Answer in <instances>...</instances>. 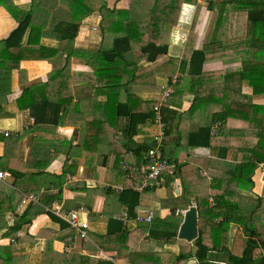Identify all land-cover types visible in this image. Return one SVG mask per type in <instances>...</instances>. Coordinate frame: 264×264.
<instances>
[{"label":"crops","instance_id":"crops-1","mask_svg":"<svg viewBox=\"0 0 264 264\" xmlns=\"http://www.w3.org/2000/svg\"><path fill=\"white\" fill-rule=\"evenodd\" d=\"M93 1L97 0H81V4L86 5V8L88 6L92 11L90 3ZM149 1L155 3L157 0ZM197 1L196 5L191 3L182 5L178 22L183 23V27L173 32L169 53L164 59L158 62L148 60V54L144 55L142 52L144 46L142 39L146 40L149 36L146 34L143 37L140 34L141 41L133 42L125 61L119 58L109 63H102L100 61L102 58L98 56L103 51L102 42L106 37L114 40L124 34L115 36L118 28L124 31L129 25L125 16H108L103 24V16L99 9L84 16L86 8H79L77 0L10 1L12 6L19 10L18 12L13 10L14 15L21 19L24 15L31 14V28L40 26L38 29L43 38L37 47L56 51V55L48 60H20L17 69L12 72L15 96L36 84L46 86L48 83V88L55 92L49 77L53 73H59L61 75L57 82L65 83L60 90H56L57 94L63 95L65 91L71 90L74 97L63 98L66 100L63 102L59 98H49L62 104L59 117L61 121L58 124L36 122L28 110L21 111L14 106H7L4 115L11 123L9 126L2 124V127L13 134H22L24 139L13 145L0 141V171L8 174L4 180H0V264H12L17 261L19 264H68L63 260V256L70 255L65 249L72 244L71 239L75 237V233L68 228H62L51 216L53 214L45 209L56 205H62L65 212L89 211L90 234L98 240L107 235L109 219L123 218L127 208L119 201L121 194H115L106 188V185H123L130 189L137 183L125 185L127 180L133 178V174H125L122 171L123 164L128 163L136 167L135 164L140 165L143 162V155L151 146L154 137L159 134L160 125L168 132L164 154L173 161L176 169L179 168L178 175L169 181L174 172V168H171L167 172L169 177L164 176L163 182L143 197L142 205L150 208H142L137 215L153 213L155 217L158 213L161 219H167L172 213H177L179 218L181 217L180 229L192 203L196 206L197 212L200 208L201 214L203 213L200 218L203 224L199 221L198 213V237L199 230L204 225L202 237L210 241L211 246L214 242L219 247L226 243L230 252L241 255L248 236L246 234L238 236L242 229L236 223L224 225L226 220L223 216L230 214L234 209L242 212L248 223L254 225L252 240L259 245L263 244L264 163L251 173L253 162L250 155L258 142L256 135L262 132L261 136H264V111L256 110L254 107H264V93L253 98H240L239 102L235 103L233 101L239 98H221L224 91H218L217 88L232 87V84L237 86L238 79L233 81L228 78V82L224 83V76L240 70L243 62L250 61L253 65H263L264 56L249 54L207 61L203 65L204 76L200 78L204 85L200 87L193 85L191 91L187 86L180 87L174 97L166 98V102H162L166 94L172 92L171 87L175 85L173 81L178 79V83L184 76L185 66L177 67L176 73L171 75L159 71L161 64L180 61L185 55H190L193 48L203 50L210 29L212 39L218 37V24L222 26L219 39L222 45L220 43L214 45L213 50L227 52L231 36L245 34L249 13L246 6L235 7L237 5L227 4L223 7L215 4L209 8L208 4ZM107 5L110 10H129V20L136 24L146 23L151 17L146 11L131 10L130 0H114L107 2ZM140 5L145 10L144 4ZM77 20H81L83 26L79 28L73 45L63 48V42L58 41L54 30L60 22L71 23ZM91 20L95 22L94 34L87 31L84 26V23ZM18 23L19 21L0 5V41L7 39L17 28ZM99 24L104 25L106 36L104 33L103 36L98 35ZM193 29H196L194 34ZM192 36L193 43L190 41ZM27 37L28 34L24 43H27ZM111 45L112 42L107 44L105 50L112 49L109 48ZM191 46L193 47L190 48ZM2 51L3 49L0 50V58ZM41 53L43 51L38 54ZM14 64L10 62V66ZM170 66H173V63ZM65 68L69 75H64ZM96 73L105 81L102 88L98 77L96 79ZM243 88L245 94H251L252 90L247 83H243ZM202 89H211L215 92V97L196 98ZM138 93L141 96H138ZM2 100L5 101L4 98ZM7 100H11L10 95ZM97 103L98 111L94 110ZM68 104L76 105L73 113H68L65 109ZM124 104H128L131 112L145 115H150V110L154 107L155 110L160 107L155 121L157 123H143L138 126L136 130L138 133L131 137L130 118L125 117ZM223 105L230 107L228 111L230 117L221 123V131L213 134L212 126L218 116L224 113ZM54 112L56 113L51 110L46 118L55 119ZM162 112L167 116L165 122L161 121ZM0 119L2 121L1 117ZM148 124H152L151 128L147 127ZM82 125L83 128L80 127ZM156 126L159 128L156 129ZM204 128L211 129L212 135L211 139L202 141L197 134ZM37 129L43 130L44 133L41 134ZM26 131L33 132L30 138L29 134L24 133ZM193 134L196 135L195 138L190 137ZM62 138L69 139L68 143ZM65 143L70 146L66 147ZM139 148L146 151L137 152ZM59 151L63 153L61 157L58 155ZM70 178L75 180L71 181ZM45 195H48L46 200L51 196H58V199L52 206L46 207L42 204ZM33 196L39 197V204L28 201L23 205L25 198ZM42 207L45 213L41 212ZM25 210H30V215L35 214L37 210L41 211L33 215L31 225L26 230L20 233L12 231L11 228L19 222ZM210 210L214 216L212 223L216 224L211 234L206 232L209 224L204 216ZM233 214L234 211L231 215ZM135 222L129 221L130 224ZM127 224L123 221L124 226H128ZM79 240H76L73 251L80 248ZM148 240L149 233L141 242L150 252ZM107 242L117 244L115 240L107 239ZM196 242H189L193 247V253L199 246ZM155 251L165 256L172 252L179 254L181 248L178 243L164 244ZM101 252L115 254L119 261H126L130 254L129 250H99L97 253L83 251V255L98 259L102 264H112L99 259ZM218 253L219 251L213 252L214 256L216 254L221 258L216 264H228L224 261L225 255ZM33 255L40 258L31 263ZM12 256L15 257L13 260ZM255 256L264 257V249L257 250ZM155 258L153 255L150 258L144 257L141 264H154ZM190 263L197 264L196 258L190 259L188 264Z\"/></svg>","mask_w":264,"mask_h":264},{"label":"trees","instance_id":"trees-1","mask_svg":"<svg viewBox=\"0 0 264 264\" xmlns=\"http://www.w3.org/2000/svg\"><path fill=\"white\" fill-rule=\"evenodd\" d=\"M12 0H0V5L4 6L14 18L19 21L18 26L16 29H14L9 37L7 39H4L1 41L3 43V51L1 52V62L0 63V113L3 112L6 113L7 106H14L16 109L21 111L28 110L30 112V116H33L36 120V122L41 121V123L46 124H58L61 120L59 119L60 113L62 112V104L53 101L49 98H70L69 94L65 91L63 95L57 94V89H61V85L57 82V78L61 75L59 73L52 74L49 77V82L52 84V86L55 88V92L48 88V83H46V94L44 95L42 92V88L45 86L42 84H36L34 86H31L29 88H25L23 92L19 93L18 96H15L12 83V72L17 69L20 60H48L52 56L54 57L56 55L55 50H50L47 48L37 47V45L40 44L41 39L43 38L42 34L40 33L39 27L32 26L31 28V22H32V15L26 14L21 19L18 18V16L13 14V10L18 12L19 10L17 7L12 6L10 3ZM184 3H191V4H197V0H157L155 3L150 2V7H148L147 4H144V11L148 12L151 17L150 20L143 24H136L129 20L128 17V11L126 10H110L107 7H105V10L99 9L103 16V24L105 22V19L108 16H125L128 20V26L124 28V35L119 36L118 38H114L112 45L109 46V51L104 50L103 53L107 55L105 59H103L104 63H109L110 61H115L119 58L123 59L125 61V57L128 54L127 52L131 50L133 42L134 41H141L140 34L144 37L146 34H148V38L146 40L142 41L144 42V46L142 47V52L144 55L148 54V60L150 62H158L161 59H164L168 53H169V30L176 26L178 24L179 15L181 12V7ZM220 4L221 6H225L227 4H232L235 7L238 6H246V10H249L248 12V25L245 31V34L242 36H236L230 38L227 52L223 50L220 52L219 50H213V46L216 44H219L220 36L222 33V26L218 24V37L213 40L212 39V29H210L208 33V37L205 42V47L203 50H195L194 48L191 51L190 55H185L182 60L178 61L175 60L174 62H169L165 64H161L159 71L160 72H166L167 74H175L177 71V67L179 66H185V70L183 72V77L178 81L176 79L173 81L175 85H172L171 89L172 92L168 94L167 98L174 97L175 93H177L180 90V87L184 88V86H187L189 91L192 90V86L195 85L196 87H200L204 85L205 83L200 80L202 76H204L203 71V65L210 60L213 59H219L223 57H243L245 55L249 54H256V55H262L264 56V0H217L215 2H211L208 4L209 8H211L212 5ZM77 6L79 8H86V5L83 6V3L81 4V0H77ZM81 6V7H80ZM132 9L135 10H141L143 9L139 3L138 6L133 4L131 6ZM138 8V9H137ZM244 8V7H243ZM77 9V8H76ZM90 8L87 6L86 12L84 16H87L96 10L98 8ZM119 22H117V25ZM80 25L75 22H67L63 23L60 22L57 24L56 29L54 30L56 35L55 36L58 41L63 42V48H67L68 46H72L75 39L78 36L79 27ZM104 28V25H102ZM196 27V25H195ZM31 28V31L29 29ZM163 28V30H162ZM196 32V29H193L192 33L194 34ZM27 43H24V39L27 36ZM104 35L106 36V30L104 29ZM194 36L191 37V43H193L194 39H192ZM169 41V42H168ZM222 45V43H220ZM191 46L190 48H192ZM13 51V53H12ZM43 51V53L38 54L39 52ZM15 52V53H14ZM10 62L15 63L13 66H10ZM173 63V66H170V64ZM228 78H231L233 81L235 79L239 80V84L236 86L235 84H232V87L228 86H219L217 89L218 91H224L221 95V98H239L235 99L233 102L238 103L240 98H253V96L260 95L264 93V64L263 65H253L250 61L243 62L242 67L238 71H232L229 75H225L223 82L227 83ZM243 83H247L248 86L251 88L252 92L251 94H245ZM174 92V94H172ZM8 95L11 96V100H7ZM138 96H141L139 93ZM215 92L211 89L205 90L202 89L200 93L198 94V97L196 98H214ZM2 98L5 99V101L2 100ZM53 101V102H52ZM126 109L125 117L128 116L130 118L129 123V133L130 136H135L136 133H138L136 130L138 126L142 125L143 123L151 122L154 123L156 121L157 111L155 110V107L150 110V115L147 114H139V113H133L131 112L128 107V104L123 105ZM256 110L264 111V107H257L254 106ZM230 107H226L223 105V112L220 114L217 118V121L215 120V123H224L228 117H230V114H228V111ZM233 109V108H231ZM56 111L54 114L56 115L55 119H48L46 118L50 111ZM58 110V111H57ZM235 110V109H234ZM226 112V113H225ZM167 119V116H164V113L162 112V118L161 121L165 122ZM252 121H255V119H252ZM157 123V122H155ZM159 124V123H158ZM159 128V127H158ZM222 127L219 126L217 129V133L221 131ZM160 133V132H159ZM168 134V132H166ZM262 132L256 135L258 138V142L254 145L252 148V152L250 155V159L253 162V166L250 168L252 171L251 173H254L255 168L258 167L261 163H264V136H261ZM15 134L12 133L9 137H5L4 134H0V141L9 139V141L6 144H16L18 142V139L13 138ZM20 137L22 134H17ZM201 140L211 139V129L202 130L199 134H197ZM196 137L195 134L190 135V137ZM260 137V138H259ZM168 140V136H167ZM16 142V143H15ZM167 142V141H166ZM165 142V144H166ZM189 142L193 144V142L189 139ZM196 144V143H195ZM149 146L148 148H150ZM148 150V149H147ZM146 149H141L137 152H144ZM127 152V151H126ZM125 153V152H122ZM164 153V152H163ZM143 155V154H142ZM165 157H168L164 154ZM140 161V160H139ZM170 165L173 166V161L169 159ZM136 167H138V164H135ZM138 165V166H137ZM172 168V167H171ZM179 168H175L172 177L169 179V181H172L176 175H178ZM19 174V172H15ZM133 174V178L131 180H127L128 182L125 184L126 186H131L133 182L139 181V174L138 172H130ZM21 174V173H20ZM125 176V174L123 175ZM163 176L169 177V174L165 172ZM132 187V186H131ZM151 189L146 190L143 193H136L135 191L128 189L124 191L119 196V201L122 203V205L126 206L127 213L129 216V219L132 221L136 220L137 214L139 211L142 210V208H150V206L142 205V201H144V196L147 195V192ZM48 195H45V197L42 200V204L46 207L52 206V203L58 199V196H51L48 200H46V197ZM46 200V201H45ZM148 202V201H145ZM28 203V202H27ZM30 204V203H29ZM29 206V205H28ZM29 208V207H28ZM27 208V209H28ZM41 210H37L34 212L37 215L40 213L39 211L45 213L46 211L43 210L44 207L41 208ZM46 209V208H45ZM70 209V208H67ZM234 211V214L231 215V213ZM63 212H65L63 210ZM199 213V221L201 224H203L202 220L200 219L203 213L201 214L200 208H198ZM30 210H25V212L22 214V216L19 219V222L15 224L14 227L11 228L14 232H22L26 230L31 225V218L33 215H30ZM53 216V219L56 220L61 224V227L70 229L69 225L62 221L60 218ZM208 219V226L209 228L213 230L216 226L214 222V216L212 214V211H208L204 215ZM226 220L227 226L229 223L233 222L240 226L242 231L239 232L238 236H243V234H246L248 238L245 240L244 249L241 253V255H236L230 252L228 250L226 243H224L221 247H219L216 242L213 243V246H211L210 241H207L204 239V236L202 237V226L199 230V237L198 242L199 246L197 248V251L193 253V247L190 246L189 242L185 240L178 239V231H179V221L173 220L172 224H166V221L171 218L167 219H161V217L156 214L154 219L151 223H139L135 222L134 224H130L128 222V226L123 225V218L119 217L117 220L109 219L108 222V230L107 235L105 234L102 239H96L94 236H92L91 231L89 229V241H85L80 239L81 246L76 251H72L70 255L63 256V260L67 262L68 264H102L100 260H95L89 255H83V251L91 252V253H97L99 250L103 251H109V250H129L130 254L126 261H121V264H141V260L144 257H151L152 255L155 256L154 264H188V261L190 259L197 260V264H216V262L221 261L219 259L220 256L213 255V252L219 251L218 254L225 255L224 261H226L228 264H264V257H256L255 253L259 249H264V242L262 245H259L258 243L254 242L252 240L253 238V224H249L247 221V217L242 214L240 211H235L234 209L231 210L230 214L223 216ZM211 221V222H209ZM130 224V225H129ZM71 230V229H70ZM208 232V229L206 230ZM149 233V249L150 252H148L145 249V246L142 244V239L146 237V234ZM204 234V232H203ZM91 235V236H90ZM216 238V236H214ZM107 239L115 240L117 241V244H109L107 242ZM227 242V240H225ZM178 243L180 245L181 251L179 254L176 253H169L165 256L159 255L158 252L155 251V249L158 250L161 246L164 244H176ZM221 245V243L219 244ZM142 246V247H141ZM155 248V249H154ZM15 257H11V260H13ZM40 258L39 256L33 255L31 257V263L36 262ZM43 262V260H42ZM12 264H19V262H14ZM23 264V263H20ZM105 264V263H104Z\"/></svg>","mask_w":264,"mask_h":264},{"label":"built area","instance_id":"built-area-1","mask_svg":"<svg viewBox=\"0 0 264 264\" xmlns=\"http://www.w3.org/2000/svg\"><path fill=\"white\" fill-rule=\"evenodd\" d=\"M204 2L205 4H209L211 2H215L217 0H199ZM163 98L162 102H166V98L168 94ZM160 107L156 108L158 112ZM32 123H34V119H32ZM221 124L215 123L212 126V133L215 134L216 130ZM164 126L160 125V133L154 137L151 147L148 148L146 153L143 155V162L138 166L134 167L129 165L128 163H124L122 167V171L125 174H129L130 172H138L139 181L134 183L131 190L136 193H143L148 189H152L156 186H159L163 182V174L168 172L172 168H176L175 164L170 165L169 159L164 156V146L167 141L166 131L163 129ZM0 133L4 134L5 137H9L12 135V132L9 130H5L2 127V121L0 119ZM173 172V171H172ZM8 176L6 172L0 171V180H4ZM71 181L75 180L74 178H70ZM106 188L110 189L115 194H122L128 188L123 185H106ZM28 201H31L35 204H39V197L33 196L30 198H25L23 200V205H26ZM48 213L53 214L54 216L60 218L62 221L67 223L70 229L75 233V237L72 238V244L65 249L66 253H71L76 245V240L82 239L85 241H89V229H90V212L84 210H75L71 212H63L62 205H56L52 208H46ZM154 218L153 213H147V215H137L136 220L139 223H150ZM124 223H128L130 221L128 213L126 212L123 215ZM99 259L110 262L112 264H117V257L115 254H109L105 252H101Z\"/></svg>","mask_w":264,"mask_h":264},{"label":"rangeland","instance_id":"rangeland-1","mask_svg":"<svg viewBox=\"0 0 264 264\" xmlns=\"http://www.w3.org/2000/svg\"><path fill=\"white\" fill-rule=\"evenodd\" d=\"M111 1H114V0H97V1H93L92 3H90V6H92V7H94V8H98V9H102V10H105V7H107L108 8V5H107V2H111ZM130 2H131V6L133 5V4H135L136 6H138L139 5V3H143V4H147L148 5V7H150V1L149 0H143V1H141V0H130ZM202 2V1H201ZM105 6V7H104ZM138 9V8H137ZM113 10V9H112ZM131 10H135V9H132L131 8ZM141 11L142 12H144V10L143 9H141ZM35 13V12H34ZM34 13H33V15H34ZM128 15H129V10H128ZM118 16V15H117ZM81 22V20L80 21H76V23H78L80 26L79 27H82L83 26V24L82 23H80ZM94 24H95V22H93L92 20H91V22H86V23H84V26H86V28H87V31H89V32H91V33H93L94 34ZM37 27H39V26H37ZM182 27H183V23H179L178 22V24L176 25V26H174V27H172L170 30H169V32H167V34H169V41L171 40V38H172V34H173V32H176V31H178L180 28L182 29ZM97 28H98V30H97V33H98V35L100 36H103V33H104V30H103V26H101L100 24L97 26ZM187 29H188V26H187ZM186 29V30H187ZM162 30H163V28H162ZM79 33V32H78ZM115 33V32H114ZM114 33H112V35L114 34ZM123 33H125L124 31H122L120 28H118L117 30H116V34L117 35H115V36H119L120 34H123ZM124 35V34H123ZM98 39V38H97ZM2 41V40H1ZM1 41H0V48L1 49H3V43H1ZM168 41V42H169ZM93 42H96V41H93ZM111 42H113V38H110V37H106L105 38V41H103L102 43V45L104 46L103 47V51L100 53V55H98L99 56V58H102L100 61L103 63V59H105L106 57H107V55H105V53H103L104 52V50L106 49V45L107 44H111ZM102 45L100 46V48L102 47ZM0 49V50H1ZM73 55V54H72ZM64 72H65V74L64 75H69V71H67V68H65L64 70H63ZM100 71V70H99ZM54 74V73H53ZM63 75V76H64ZM97 77H98V81L100 82V88H102L104 85H105V81L103 80V78L101 77V75H99L98 73H96V79H97ZM65 83V81L64 82H62V83H60V85L62 86L63 84ZM43 90H42V92H43V94L45 95L46 94V86L44 87V88H42ZM12 90H14V88H12ZM100 91H103V90H100ZM68 94H69V96H70V98H73L74 97V95H73V92H71V90H69V91H66ZM71 92V93H70ZM98 96V95H97ZM61 98V97H60ZM59 98V100L61 101V102H63V101H66V100H63V98H61L60 99ZM78 98V97H77ZM97 101V100H96ZM98 102V101H97ZM96 103V102H95ZM96 107L94 108V110H96V111H98L99 110V104L97 103L96 105H95ZM66 108V110L68 111V113H73L74 111H75V108H76V105H72V104H68L67 106H65ZM0 117L2 118V124H4V126L5 125H8L9 126V124L11 123V121H9L8 120V117L7 116H5L4 114H3V112H1L0 113ZM71 122H73V120H71ZM151 126H152V124H148L147 125V127H149V128H151ZM81 128H83V125L82 126H80ZM156 129H158V127L156 126L155 127ZM38 131H40L41 132V134H43L44 133V131L43 130H41V129H37ZM26 135H28V137L30 138L31 136H32V133L33 132H31L30 133V131H26V132H24ZM13 138H16V139H18V141H16V142H21V141H23V139H24V137L22 136V137H20V135L18 136L17 135V133L12 137V139ZM63 140H66L67 141V143H68V141H69V139H66V138H62ZM3 142L5 141L6 143L9 141V139H5V140H2ZM15 142V143H16ZM67 143H65V144H67ZM68 146H70V145H66V147H68ZM70 148V147H69ZM58 155L61 157L62 155H63V153H62V151H59V153H58ZM170 196L171 197H174L172 194H170ZM170 216V218L172 219V220H168V221H166V224H169V225H171L172 224V222H173V220H180V218H179V215H177V213L176 214H174V213H172L171 215H169ZM162 218V217H161ZM210 232V234L212 233V230L209 228L208 229V233ZM208 238V237H207ZM117 264H121V261H119V260H117ZM190 264H192V263H190Z\"/></svg>","mask_w":264,"mask_h":264},{"label":"water","instance_id":"water-1","mask_svg":"<svg viewBox=\"0 0 264 264\" xmlns=\"http://www.w3.org/2000/svg\"><path fill=\"white\" fill-rule=\"evenodd\" d=\"M178 238L187 242H196L198 239V212L192 203L190 209L185 214L183 224L179 229ZM199 245V242H196Z\"/></svg>","mask_w":264,"mask_h":264}]
</instances>
